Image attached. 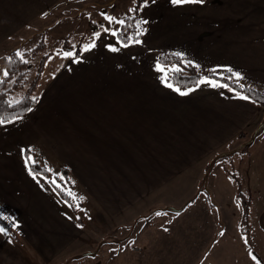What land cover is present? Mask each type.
<instances>
[{"label":"crops","instance_id":"obj_1","mask_svg":"<svg viewBox=\"0 0 264 264\" xmlns=\"http://www.w3.org/2000/svg\"><path fill=\"white\" fill-rule=\"evenodd\" d=\"M117 2L0 0V70L10 51L34 44L43 32H75L78 25L82 32L98 30L95 19L78 18L100 7L115 11ZM139 16L148 20L143 43L124 47L107 33L95 48L80 51L78 62L60 55L47 59L36 106L0 125V212L19 222L14 228V221L5 220L14 236L0 233V264L93 259L92 252L84 255L91 246L84 241L96 229L98 239L99 227L106 230L105 246L123 248L133 214L183 215L193 205L173 212L162 197L155 202L166 178L217 176L205 167L213 162L218 170L222 154L264 126V108L255 101L208 84L180 95L155 68L163 54L184 52L203 74L228 64L244 74L242 83L264 90V0H155ZM108 43L120 51L109 50ZM28 145L37 164L53 169L54 183L61 185L63 169L69 171L74 187L65 189L76 194L79 208H70L49 180L29 173L20 151ZM168 180L173 193L176 186Z\"/></svg>","mask_w":264,"mask_h":264},{"label":"rangeland","instance_id":"obj_2","mask_svg":"<svg viewBox=\"0 0 264 264\" xmlns=\"http://www.w3.org/2000/svg\"><path fill=\"white\" fill-rule=\"evenodd\" d=\"M112 3L114 2L109 4L114 7ZM131 5L132 0H118L115 11H111L110 7H100L98 13L87 10L78 21L82 22L83 18L95 19L98 30L94 28L93 31H100V24L120 28L119 24L110 25L101 16V12L123 16ZM74 28L75 32L59 34L52 31L46 34L47 37H44L43 32L38 38L36 36L34 44H24V47L20 48L31 49L25 51L29 53L27 59L30 64L26 78L27 86L36 76L43 58L47 61L49 56H59L61 49L68 50L73 45L80 54L79 45L87 41L92 31L82 32L79 25ZM105 34L107 32H102L101 36ZM27 35L25 33V36ZM49 35L52 39L48 43L46 38ZM41 44H45V47L37 50L35 55L32 54ZM12 52L15 50L9 54ZM27 86L15 90L10 96L17 99L23 97ZM255 89L264 93L263 89ZM34 95L37 96L36 91ZM252 139L254 134H250L249 138L235 147L234 153L231 151L222 154L224 157H219L218 170L213 162L211 166L208 164L205 167L206 173H215L217 176H201L198 180L196 177L186 176L176 180L163 178L164 186L159 196L154 198L155 202L162 197L160 202L163 205L176 209H185L193 203L183 215L166 214L156 217L152 210L144 216H141L144 214L141 211L133 214L127 221L126 228V234L129 233L131 239L120 246L123 248L117 247L114 251L112 246H105L103 241L105 234L102 233L106 230L99 227L98 240L95 238L97 229L94 226L96 231L90 234L89 240L84 241L86 246H91L83 249L84 255L94 253L93 259L84 257L83 261L72 264H255L249 250L264 264V127L260 129L259 135L251 145L242 148ZM167 180H171V184L176 186L173 193L167 190ZM176 191L178 192L174 193ZM221 231L223 235H220ZM115 235L122 236L123 232H117ZM245 238L247 244L244 242ZM69 263L70 261L66 264Z\"/></svg>","mask_w":264,"mask_h":264},{"label":"snow or ice","instance_id":"obj_3","mask_svg":"<svg viewBox=\"0 0 264 264\" xmlns=\"http://www.w3.org/2000/svg\"><path fill=\"white\" fill-rule=\"evenodd\" d=\"M150 3H155V0H132V5L128 8L127 13H125L123 16H116V15H112L108 12H101V16L104 17V19L106 21L109 22V24H119V25H124L125 28L121 29V28H117V27H111V26H105L104 24H100V31H92L90 37L87 39L86 42L82 43L79 45V49L80 51L83 52H88L90 50H92L93 48L96 47L97 44V40L98 38L101 37V33L102 32H107L112 34L117 41H119V43L121 45H123L124 47H128V45L130 44H141L143 43V41L141 39H139V37L148 31L147 27L145 25H147L148 20L146 18H144L143 16H138L137 14L141 11H143L144 7L149 5ZM171 3L173 5H179V4H185V3H204V0H171ZM129 13H131V15H129ZM42 15H46V13H42ZM89 15H91L89 13ZM135 17L134 20V27H135V31L134 32H129L127 34V36L125 38H121V36L119 35V33H121L122 31H126V28L128 27V21L129 20H133V18ZM93 23H97V21H93ZM106 47L113 51V52H119L120 48L117 47L116 44L114 43H108L106 44ZM25 51H31V49H25V50H21V49H16L15 50V55L16 57L19 58L20 61L24 62V63H28V59L25 56ZM45 55L47 56V53H45ZM58 55L64 57L65 59H70L72 61H80L81 59H83V57L79 54L77 47L75 45L70 46L68 48V50H64L61 49L60 52L58 53ZM175 55L177 57L180 58V62L178 63H172V64H163L160 62L159 59L156 60L155 63V68L161 73L160 75V81L165 84L168 88L173 89L175 92L179 93L180 95H187L188 93L192 92L195 88L199 87L201 84H208L211 87H224V88H230V90L238 97V98H242L245 100H254V97L250 96L247 94L246 91H244V89L250 88V85H245L244 83L241 82L244 74L240 71L235 70L231 65L228 64H217L214 65L211 69H210V73L211 74H203L202 72L197 76V80L196 82L193 84L192 87H181V85L179 83H177L175 81V78L177 77V75L181 72L185 71V68L182 67V65L184 66H190L193 67L197 70V72H200L201 70V65L195 61V60H189L186 57V54L184 52H176ZM7 59L9 61H12L13 57L11 55L7 56ZM48 59H51V57L49 56ZM219 69H225V71L223 70H219ZM219 70V71H218ZM171 73V75H170ZM52 75H55V72L52 73ZM9 76V70L7 68H4L2 70H0V81H2L4 78ZM227 78L228 81H235V85H238V87H234L229 83H225L222 79H218L217 77H225ZM24 97H20L19 99L14 98L12 96H9L8 100L6 101V103L10 104V105H16L20 103V100H23ZM31 100L33 102H35L37 100V96L33 95L31 96ZM255 102H259V101H255ZM22 111L24 112H29L31 111V108H23ZM21 117H18L16 115H12L11 117V121H15L17 119H20ZM11 121H9L7 119V117H5L4 115H0V125L5 124V123H10ZM32 146L28 145L27 147L25 146H21L20 151L21 153H24V163L26 166H28V171L29 173L33 176L36 177L38 175V173L30 166L31 164H35L37 163V159L34 157V155L32 154ZM49 173L53 172V169L51 167H49L48 169ZM39 175L43 176V173H39ZM62 175L61 173L57 172L56 176H60ZM231 178V177H229ZM44 179L46 180H53L52 176H44ZM43 186V185H42ZM66 191L69 192V195L73 196L74 199H76V194L74 192H72L69 189H65ZM78 199L82 200L84 199V197L80 196ZM77 208L80 207L79 203L77 202L75 205ZM159 214V213H157ZM0 217H2L4 220H11L14 221L12 223V227H16L17 224L19 223L18 221H15L14 217H10L8 215H6L3 212H0ZM81 227H83V225H80ZM163 227V225H161ZM0 233H8V229L5 228L3 225H0ZM220 235H223V231H221ZM245 244H247V238H245ZM249 255L251 256V259L253 261H255V264H261V261L257 258L256 255H254L251 250H249Z\"/></svg>","mask_w":264,"mask_h":264},{"label":"trees","instance_id":"obj_4","mask_svg":"<svg viewBox=\"0 0 264 264\" xmlns=\"http://www.w3.org/2000/svg\"><path fill=\"white\" fill-rule=\"evenodd\" d=\"M138 2H139V0H138ZM129 15H131V13H129ZM134 20H135V17L133 18V20H129L128 21V27L126 28V31H122L121 33H119V35L121 36L122 39L125 38L129 32H134L136 30L134 27ZM120 28L124 29L125 26L121 25ZM141 37H142V35L139 37V39H141ZM42 47H45V44H41L40 46H38V48L35 49L32 52V54L35 55L36 51L41 50ZM9 55H11L13 57L12 61L8 60L7 65H6V68L9 70V76L4 78L2 81H0V115H4L5 117H7V119L9 121H11L12 115H16L18 117H24L30 111L24 112V111H22V109L27 107V108H31V110H32L36 106V104L38 103L39 98L37 97V100L35 102H33L31 100V96L34 95V93L37 89L39 80L43 74L46 58L42 59V61L40 62L39 66H38L36 76L34 77V79L31 80V82L27 86L26 85V81H27L26 78L28 75V69H29L28 67L30 65L29 62L24 63V62L20 61L19 58L16 57L15 52H12ZM25 56L28 57L29 53H25ZM160 62L163 64H166V65L172 64V63H178V62H180V58L177 57L176 55H173V54H164L161 56ZM182 67L185 68V71L179 73L177 75V77L175 78V81L177 83H179L181 85V87H192L193 84L196 82L197 76L200 74V72H197V70L195 68L190 67V66L182 65ZM170 75H171V73H170ZM217 78L222 79L225 83H229L234 87H238V85H235L234 80L228 81L225 78H221V77H217ZM25 86H27L26 93L23 96L24 99L20 100L19 104L10 105V104L6 103V101L8 100V98L12 92H14L17 89L24 88ZM244 91H246L248 95L254 97L253 101H259L258 104L262 108H264V93L262 91L257 90V89L252 88V87H250V88L246 87L244 89ZM263 127L264 126H261L258 129L257 136L259 135L260 129H262ZM241 137H243V134ZM254 138H255V135H254ZM253 142H254V139L248 141L245 146H242V148L251 145ZM235 151H233L231 153H234ZM220 157H224V156L222 155ZM30 166L38 173V175H39V173L42 172L43 177L44 176H50V173L48 172V170L45 167H42L41 165H39L37 163L31 164ZM62 172H63L64 181L61 183V185L58 183L57 184L54 183L52 180H49V182H50L52 188L59 195V197L61 199H63L70 206V208L73 209L74 204H75L74 200H73L72 196H70L69 193L65 191V187H69L70 189H73L74 183L70 177L68 170L63 169ZM0 225H3L5 228L8 229V234L14 236L13 235L14 233L11 230L10 226L1 217H0Z\"/></svg>","mask_w":264,"mask_h":264},{"label":"water","instance_id":"obj_5","mask_svg":"<svg viewBox=\"0 0 264 264\" xmlns=\"http://www.w3.org/2000/svg\"><path fill=\"white\" fill-rule=\"evenodd\" d=\"M257 133H258V130H257V132L255 133V138H256V136H257ZM168 210H169V211H173V212L180 211L179 209H176V208H173V207H169Z\"/></svg>","mask_w":264,"mask_h":264}]
</instances>
